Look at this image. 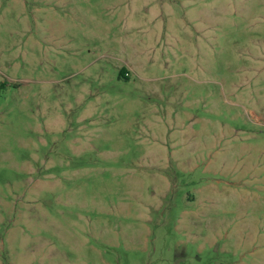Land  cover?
Segmentation results:
<instances>
[{
	"label": "rangeland",
	"instance_id": "obj_1",
	"mask_svg": "<svg viewBox=\"0 0 264 264\" xmlns=\"http://www.w3.org/2000/svg\"><path fill=\"white\" fill-rule=\"evenodd\" d=\"M0 264H264V0H0Z\"/></svg>",
	"mask_w": 264,
	"mask_h": 264
},
{
	"label": "trees",
	"instance_id": "obj_2",
	"mask_svg": "<svg viewBox=\"0 0 264 264\" xmlns=\"http://www.w3.org/2000/svg\"><path fill=\"white\" fill-rule=\"evenodd\" d=\"M126 73H127V70H126V68H122V70H121V75L123 76V77H125V78H127L128 79V75L126 76Z\"/></svg>",
	"mask_w": 264,
	"mask_h": 264
}]
</instances>
